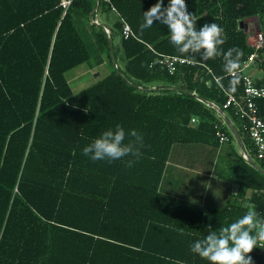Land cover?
<instances>
[{"label":"trees","instance_id":"1","mask_svg":"<svg viewBox=\"0 0 264 264\" xmlns=\"http://www.w3.org/2000/svg\"><path fill=\"white\" fill-rule=\"evenodd\" d=\"M157 2L73 0L66 8L61 0H0V264H209L191 252L193 242L244 216L249 204L264 216V162L255 161L257 169L237 152L240 162L229 180L253 191L246 204L210 207L162 191L175 145L218 147L221 133L235 140L202 99L238 121L253 157L255 149L245 124L224 108L231 76L222 57L203 61L200 54L178 53L159 22L140 31L143 13ZM185 3L197 30L216 23L227 38L223 50H243L241 70L254 50L244 22L258 18L264 30V0ZM97 13L108 20L113 43L114 34L120 36L123 64L117 69L111 61L112 72L90 87L85 77L74 81L81 86L76 90L68 73L93 53L75 18L110 50L108 33L92 22ZM123 21L134 37L123 36ZM159 54L191 63L178 64L172 74ZM255 64L263 76L253 78L264 87V48ZM238 76L234 94L241 96L244 74ZM258 106L264 118V99ZM117 124L143 134L142 158L132 168L83 155ZM259 252L256 247L248 255L263 264Z\"/></svg>","mask_w":264,"mask_h":264},{"label":"clouds","instance_id":"2","mask_svg":"<svg viewBox=\"0 0 264 264\" xmlns=\"http://www.w3.org/2000/svg\"><path fill=\"white\" fill-rule=\"evenodd\" d=\"M154 22L167 26L170 42L180 54H200L203 61L222 57L223 70L231 76L227 91L235 92L240 82L237 72L243 57V50L231 47L224 51L226 42L224 29L216 23H205L197 30L196 16L187 10L185 0H169L167 7L163 0L143 13V22L139 29L143 32ZM220 87H224L220 84ZM126 135L129 137L125 143ZM144 147L143 134L132 129L128 133L117 124L115 129L101 133L82 150L93 162L122 160L127 168H132L141 158ZM125 157L133 159L124 160ZM256 247L264 248V216L254 205H248V211L235 222L222 226L218 230L209 229L208 234L190 246L192 253L199 255L209 264H254L249 253Z\"/></svg>","mask_w":264,"mask_h":264},{"label":"crops","instance_id":"3","mask_svg":"<svg viewBox=\"0 0 264 264\" xmlns=\"http://www.w3.org/2000/svg\"><path fill=\"white\" fill-rule=\"evenodd\" d=\"M95 18H99L100 23H101V25L99 26H103L105 30L106 28L108 29L110 28L106 22L101 20L99 13L96 14ZM89 69L90 71H95L94 73L97 74V78L98 76H100L101 73L98 70L99 66L95 68L90 67ZM227 116L229 118L231 126L229 124L227 125L230 127L231 132L235 136V140L233 142H225V143L219 142V146L215 147L217 150V153L224 151V145H228L230 147V149L227 148L224 152V155H225L224 157L226 160L221 165V168L219 169L220 172L219 173L216 172L217 169L219 168L218 165L215 168L213 167L212 164L210 165L208 163L206 164L204 160H200L198 162L199 164L197 165L196 164L188 165V164H183V163L181 164L180 161L184 159H181L180 161H177V162H175V160H171L172 162L170 163L169 161L167 169H166V173H165L163 184H162V191H164L165 193L171 194V195L176 194V196L178 197L180 196L184 199H188V200L197 202L205 206H210V207H223L227 205L229 202H237V203L246 204L247 201L250 200L253 194L252 190L242 187L236 183H232L229 180L232 171L234 170L236 165L240 162V159L238 158L237 154L242 156V147L235 135L236 132L239 134L238 121H236L229 115ZM241 139L243 140L242 137ZM191 146H193L194 147L193 149H195L193 151V153L195 154H192L193 157H198L199 155L197 154H205V155L209 154L212 156L214 155V150L211 149L207 144H192L190 146H185V147H191ZM182 168H186L187 170L189 169L195 174V178H194L196 181L195 183L200 189L198 194L195 195V192L193 190H190L188 195L184 197L180 195V191H178L177 185L172 184V186L170 187V185L166 184L167 177L173 179L177 172L180 174L178 175V179H181ZM212 188L213 190L211 191ZM254 264H257V263L254 262Z\"/></svg>","mask_w":264,"mask_h":264},{"label":"rangeland","instance_id":"4","mask_svg":"<svg viewBox=\"0 0 264 264\" xmlns=\"http://www.w3.org/2000/svg\"><path fill=\"white\" fill-rule=\"evenodd\" d=\"M100 18L102 21L106 22L108 21L106 19V17L102 16L100 14ZM76 19V23H77V27L79 32L81 33V35L83 36L84 40L86 41V43L90 46V49L92 51V59L91 61H89L88 63L84 64L82 67L77 68L76 70L71 71L70 73H68V77L70 79L71 82L77 81L79 78L82 79L83 77H85L88 81V83H85L84 85L87 87H90L91 85H93L97 80V74H95V71H90V67L92 66H96L99 64V62H103L100 66H99V72L100 74V78H104L107 75H109L112 72V63L114 58L117 60L118 65L122 66L123 61L121 60L123 57V50L121 47V42H120V36L117 34V32L114 34V45L113 48L111 49L110 46V50L106 47H101L99 44H97V39L96 37L93 35H91V31L90 28L88 27L87 23L85 20H83L82 18H80L79 16L75 18ZM111 24V26L113 25L112 22H109ZM245 26L247 27V31L250 33L249 37H248V41L251 43L253 42V36L254 33L259 31L261 29V25L259 23V19L258 18H253L250 19L246 22H244ZM96 32L101 31L100 28L96 27L95 28ZM112 61V63H111ZM94 74V75H93ZM245 74L246 75H250L253 76L255 79L257 77H262L263 74L261 71H259L258 65L257 64H252L251 66H249L246 70H245ZM79 79V80H80ZM79 85V87H77ZM74 87L76 90L80 89V84L78 82H74ZM225 123V121H224ZM185 146H190V145H184V144H178L175 145L173 150H172V154L170 157V163L172 162L171 160H175V162L180 161L181 159H184L182 161H180V163L182 164H188V165H193V164H199L198 162L200 160H204L205 163L207 164H212L213 167H217L218 165V169H217V173L220 172V168L221 165L225 162V155L224 152L227 148L230 149V147L228 145H224V151L217 153L216 148L213 146L211 147L210 145H208L211 149L214 150V155H205V154H197L199 155L198 157H193L192 154L193 151L195 149H193L194 147H185ZM196 148V147H195ZM175 164V163H173ZM208 165V166H209ZM190 167V166H189ZM186 168H182L181 171V179H178V175H180L178 172L175 174L174 178L171 179L169 177H167L166 179V184L170 185V187L172 186V184L177 185L178 187V191H180V195L181 196H187L190 190H193L195 192V195L198 194L199 192V187L197 186V184L195 183V174L190 171L189 169L186 171ZM213 190V188L211 189V191ZM175 194V193H174ZM176 196V194L174 195ZM180 197V196H179ZM182 198V197H181Z\"/></svg>","mask_w":264,"mask_h":264},{"label":"built area","instance_id":"5","mask_svg":"<svg viewBox=\"0 0 264 264\" xmlns=\"http://www.w3.org/2000/svg\"><path fill=\"white\" fill-rule=\"evenodd\" d=\"M62 5L64 7H68L71 5L73 0H61ZM109 1V0H107ZM112 6V10L117 12V9ZM94 24L101 25L99 18H94L92 20ZM124 22V21H123ZM107 33H110V30L106 28ZM123 36L126 39L134 37V31L131 26L124 22L123 25ZM249 45L254 49L253 52L250 54L247 62L244 64L241 70H238L237 75L243 73L244 74V89L243 94L241 96H237L234 93H231L225 90L227 101L224 105L225 109H232L235 116L240 119L244 124L245 128H247L249 137L252 141V144L255 149V157L251 155V153L246 149V151H242V156L244 159L249 163L250 158L253 160L264 162V118L260 116L258 100L264 99V87H259L256 84L255 79L253 76L246 75L245 70L255 64L260 57V51L264 48V30L260 29L259 31L254 33L253 42H248ZM161 56V63L164 64L170 71V73L175 72V68L178 64L183 63H191L190 60L185 58H180L177 56H169V55H162ZM210 72H212L210 70ZM216 82H220L219 78H215ZM142 88V87H141ZM156 87H152L155 89ZM193 124L198 123L197 118H193ZM230 137L225 134H220V142L225 143L229 142ZM260 257L262 258V262L264 264V248H260L259 252Z\"/></svg>","mask_w":264,"mask_h":264},{"label":"water","instance_id":"6","mask_svg":"<svg viewBox=\"0 0 264 264\" xmlns=\"http://www.w3.org/2000/svg\"><path fill=\"white\" fill-rule=\"evenodd\" d=\"M109 30H110L109 37H110V39H111V49H112L114 43H113V39H112V31H111L110 28H109ZM113 63H114V65H115V68L118 69V63H117V60H116L115 58H114V60H113ZM141 89H142V88H141ZM202 101L206 102L209 106H211L212 108H214V109L220 114V116L226 121V123L230 125L229 118H228L227 114L224 112V110H222L219 106H217V105L214 104V103L208 102V101H206V100H204V99H202ZM230 126H231V125H230ZM235 135H236L238 141H239L240 144H241L242 151H246L245 146H244V143H243V141H242L240 135H239L237 132L235 133ZM249 164H251V165L254 166L255 168L259 169L257 163H256L255 160H253L252 158H250V160H249Z\"/></svg>","mask_w":264,"mask_h":264}]
</instances>
